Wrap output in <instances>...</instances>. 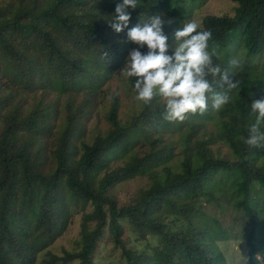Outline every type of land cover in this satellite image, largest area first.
<instances>
[{"label": "trees", "instance_id": "16d2710c", "mask_svg": "<svg viewBox=\"0 0 264 264\" xmlns=\"http://www.w3.org/2000/svg\"><path fill=\"white\" fill-rule=\"evenodd\" d=\"M202 1L138 0L127 9L128 28L160 15L170 44L178 17ZM230 1L233 15H205L198 30L211 31L208 49L223 47L230 33L235 50L256 64L241 69L212 55L234 83L230 69L244 77L215 113L214 129L203 131L205 123L193 119L211 118L213 94L229 92L220 75L208 74V109L187 115L175 168L174 146L157 145L181 124L163 120L158 95L150 104L134 98L122 121L118 93L110 92L106 129L98 123L99 88L133 44L127 28L110 27L122 0H0V264H107L108 246L120 250L122 264H231L219 244L232 238L246 246L241 264H264V146L245 143L255 122L250 105L264 98V0ZM126 83L134 91V78ZM202 127L203 138L195 137ZM140 137L141 155L133 150ZM216 139L229 157L209 146ZM115 155L128 158L110 166ZM142 175L145 186L120 202L115 185ZM204 199L230 208L233 223L207 213ZM74 210L81 211L80 249L47 250L37 261Z\"/></svg>", "mask_w": 264, "mask_h": 264}, {"label": "clouds", "instance_id": "9594fccd", "mask_svg": "<svg viewBox=\"0 0 264 264\" xmlns=\"http://www.w3.org/2000/svg\"><path fill=\"white\" fill-rule=\"evenodd\" d=\"M137 3L138 0L118 3L110 27L116 33L127 28V39L136 45L129 51L119 72L124 77L134 78L133 89L138 101L150 104L158 95L164 105L163 120L183 121L190 113L203 115L207 111V93L212 91L206 78L209 73L220 75L229 91L237 87L238 82L234 83L227 71L221 73L219 66H213L212 53L208 50L212 35L210 30H198L200 26L194 21L183 23L174 33L178 46L169 55L168 36L164 33L165 21L160 15L150 16L128 28L131 17L127 9H135ZM145 47L147 51H141ZM231 63L236 64V61ZM230 101L228 91L216 92L212 96V107L221 110ZM250 108L255 122L248 128L245 143L250 147H261L264 146V131H261L264 98L254 99Z\"/></svg>", "mask_w": 264, "mask_h": 264}, {"label": "rangeland", "instance_id": "374dc122", "mask_svg": "<svg viewBox=\"0 0 264 264\" xmlns=\"http://www.w3.org/2000/svg\"><path fill=\"white\" fill-rule=\"evenodd\" d=\"M234 7L235 3L230 0H203L200 3H194L190 7L186 8V10L183 12L184 16L182 18L178 17L179 24L175 27V30L182 27L183 23H187L189 21H194L198 25L200 24L201 18L205 15L209 14H228L233 15L234 13ZM226 41L222 46H218L214 49H208L212 55H217L225 58L228 60V62L236 66L237 68L246 69L249 68L248 66L254 65L257 58L247 57L245 56L244 52L242 50H235L236 48V38L231 40V34L229 33L225 39ZM178 46V42L174 38L173 41L169 44L170 49H175ZM136 47L135 44H132L130 50ZM128 56V55H127ZM263 60H264V53H263ZM232 61H236V64H232ZM256 64V63H255ZM123 65L118 66L113 72L111 73V78L107 80L104 84H102L99 88V95L97 98L98 105V114L99 117H101V120L98 122L100 124L101 129L105 130L107 123L103 119V113L107 111L108 105H109V96L108 94L113 91H117L118 96L121 101V107L119 115L122 118V121H124L129 114L131 113V109L133 107H136L134 98H136V93L133 90L129 89L130 84L126 83V78L120 74V70L123 68ZM231 70V75H233L237 82L241 81L244 77V72L239 71L236 72L235 70ZM239 86V85H237ZM81 94V93H79ZM230 94V91H229ZM211 118H200V119H193V124H195L197 121H203L205 123L204 127L199 129L198 134L195 137H202V129L203 131L206 129H214L213 121L220 116L215 113L218 112V110H215L212 108L209 109ZM98 117V118H99ZM186 120V119H185ZM184 121H180L179 124H181V128L174 127L165 133L162 132L163 141L157 145V147L161 146L163 143H169L171 146H174V161H168L169 163L173 164V167L176 168V164L179 162L177 161L179 159V155L181 154V148L182 145V139H183V123ZM192 121V120H191ZM191 133V131H185L184 134ZM193 135V134H192ZM194 136V135H193ZM192 136V137H193ZM203 138V137H202ZM191 145H193V139L190 140ZM144 143V140L142 137L139 138V143L133 147V150L141 155L143 149L146 147H142L140 144ZM209 146L212 148L213 151L216 152V154H219L223 157H229V152L227 150V147L222 144V142L219 139H216V141L211 142ZM128 158V155H115L111 157L110 166L115 165H122L124 161ZM232 160L234 158H231ZM49 160H52L50 158ZM167 162V163H168ZM148 179L146 175L137 176L132 179H129L127 181H124L120 184L115 185L113 189V193L116 195L118 194V198L120 199V202H124L127 197H129L131 194L136 192L141 187L145 186ZM219 196V195H217ZM185 201V199L183 200ZM204 209L207 213L210 215H215L221 222L223 226L231 225L233 223V212L230 208L225 209L224 211H221L219 208L216 207L213 202L207 201L204 199L202 201ZM224 204V201L222 202ZM226 207H229L228 204H225ZM87 209H91V206L89 205ZM80 220H81V211L80 210H74L73 213H71V216L69 218V221L67 223V226L62 230L58 238L46 249L42 250L38 257L37 261L42 259L45 255V252L48 250L52 253H56L58 255L62 254L63 249L70 250V251H77L80 249L81 246V237L79 233L80 229ZM235 229H238V226H235ZM235 232V231H234ZM208 241H212V239H207ZM225 242L227 243L225 245ZM212 243V242H211ZM224 245L219 244V250L223 253L222 256L226 257L228 261H230L231 264H241L242 263V255L245 253L246 246L243 242V240H240L237 242V239L232 238V240L222 241ZM106 257L104 258L107 264H122L123 258L121 256V252L119 249H111L110 246L107 247L106 253L104 254Z\"/></svg>", "mask_w": 264, "mask_h": 264}]
</instances>
